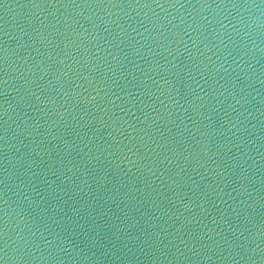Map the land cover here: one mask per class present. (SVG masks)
<instances>
[{
  "label": "water",
  "instance_id": "obj_1",
  "mask_svg": "<svg viewBox=\"0 0 264 264\" xmlns=\"http://www.w3.org/2000/svg\"><path fill=\"white\" fill-rule=\"evenodd\" d=\"M0 264H264V0H0Z\"/></svg>",
  "mask_w": 264,
  "mask_h": 264
}]
</instances>
